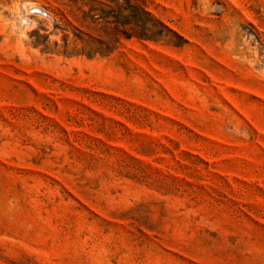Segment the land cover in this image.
Wrapping results in <instances>:
<instances>
[{"label": "rangeland", "instance_id": "374dc122", "mask_svg": "<svg viewBox=\"0 0 264 264\" xmlns=\"http://www.w3.org/2000/svg\"><path fill=\"white\" fill-rule=\"evenodd\" d=\"M140 2L176 34L88 55L0 0V264H264V0Z\"/></svg>", "mask_w": 264, "mask_h": 264}, {"label": "trees", "instance_id": "16d2710c", "mask_svg": "<svg viewBox=\"0 0 264 264\" xmlns=\"http://www.w3.org/2000/svg\"><path fill=\"white\" fill-rule=\"evenodd\" d=\"M106 1L114 3L113 9L106 10V7H109ZM115 1L87 0L79 5L77 0H73L74 6L82 13L83 21L91 19L93 23L99 25L102 34L97 36L89 34L65 17V22L72 27L75 35L72 40L74 45L72 52L77 51L88 55L103 54L113 50L123 40L134 38L150 41L160 40L165 39L168 32L176 34L162 21L156 19L147 10L144 2H140V0H121V3H117ZM61 12L63 14V11ZM111 23L114 24L113 30L106 31ZM75 31H78V33ZM69 44V34H65L64 47L67 48ZM78 45H81V47L76 49Z\"/></svg>", "mask_w": 264, "mask_h": 264}]
</instances>
